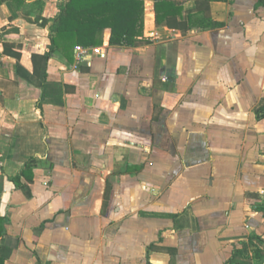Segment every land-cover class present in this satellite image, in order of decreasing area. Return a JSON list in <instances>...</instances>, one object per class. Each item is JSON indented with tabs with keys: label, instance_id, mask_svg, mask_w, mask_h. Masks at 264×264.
<instances>
[{
	"label": "crops",
	"instance_id": "obj_1",
	"mask_svg": "<svg viewBox=\"0 0 264 264\" xmlns=\"http://www.w3.org/2000/svg\"><path fill=\"white\" fill-rule=\"evenodd\" d=\"M155 1L78 60L67 0H0L4 264H264V0Z\"/></svg>",
	"mask_w": 264,
	"mask_h": 264
},
{
	"label": "trees",
	"instance_id": "obj_2",
	"mask_svg": "<svg viewBox=\"0 0 264 264\" xmlns=\"http://www.w3.org/2000/svg\"><path fill=\"white\" fill-rule=\"evenodd\" d=\"M145 0H67L58 17L56 32L51 35L52 48L68 56L75 46L94 47L104 42V32L109 31L107 43L110 45H140L148 41L143 36ZM166 0L155 1L156 21L160 22L161 8ZM164 13V12H163ZM46 63L48 55L32 54ZM40 105H38V109ZM258 119L264 118V101L255 110ZM30 160V162H32ZM110 187L104 191V205L110 198ZM7 217L0 215V264L6 259L3 246ZM264 250L252 244L254 259H260ZM228 264V263H225Z\"/></svg>",
	"mask_w": 264,
	"mask_h": 264
},
{
	"label": "built area",
	"instance_id": "obj_3",
	"mask_svg": "<svg viewBox=\"0 0 264 264\" xmlns=\"http://www.w3.org/2000/svg\"><path fill=\"white\" fill-rule=\"evenodd\" d=\"M87 50L83 47L78 46L77 47V58L78 60L84 59L87 57ZM166 78L163 77L162 80H165Z\"/></svg>",
	"mask_w": 264,
	"mask_h": 264
}]
</instances>
